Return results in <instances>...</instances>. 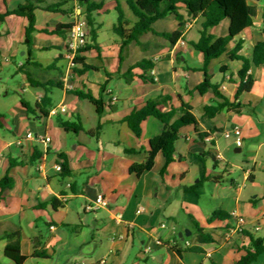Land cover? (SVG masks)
I'll return each mask as SVG.
<instances>
[{
  "label": "crops",
  "instance_id": "crops-1",
  "mask_svg": "<svg viewBox=\"0 0 264 264\" xmlns=\"http://www.w3.org/2000/svg\"><path fill=\"white\" fill-rule=\"evenodd\" d=\"M91 1L103 6L94 13L96 41L89 37L87 26L88 41L95 47L82 54L86 64L93 66L83 73L82 65L73 70L66 58L75 16L84 19L79 15L85 7L76 0H69L66 8L73 11L68 14L37 9L30 46L25 43L26 18L9 15L0 25V71L12 64L25 80L20 101L0 109V181L6 175L13 181L11 188L0 187V264H15L5 256L7 242L3 239L15 231L21 232L24 264H75L87 256L92 260L88 264H140L152 259L156 264H237L251 246V235L264 237V195L255 191L261 180L259 166L264 171V65H251L248 74L254 80L253 88L237 100L243 61L230 55L240 43L242 49L236 55L251 61L254 46L264 41V6L250 0L257 6L253 26L232 39L226 52L208 67L220 92L244 109L239 114L225 108L211 118L205 108L217 106L221 100L212 89L205 94L197 91L205 79L204 55L190 45L201 37V15L189 18L186 10H180L186 26L184 37L175 44L161 36L179 28L176 17L168 15L157 20L153 31L142 35L139 43L122 47L113 28L118 8L125 15L126 28L133 27L136 19L128 0ZM25 2L0 0V13L12 12ZM105 16L112 20L107 23ZM229 29L230 22L225 19L211 33L222 38L229 35ZM109 30L114 36L105 38ZM144 59L151 60L154 68L149 72L134 69L128 81L129 69ZM107 72L119 76L109 77ZM28 75L59 86L47 91L32 85ZM142 75L153 81H143ZM76 92L91 93L102 101L103 113L100 115L93 103ZM47 94L51 110L64 107L66 111L57 115L49 112L48 116L39 110L29 114L22 101L33 108ZM112 96L117 100L107 106ZM150 99L160 100L163 112L183 103L191 105L200 130L194 125L182 127L175 161L163 171L165 157L159 152L153 167L138 175L131 167L147 160L151 140L161 135L165 125L156 117H148L138 137L124 119ZM59 117L81 128L66 131L57 123ZM177 118L176 114L172 121ZM235 127L242 132L241 147L236 145ZM29 131L34 137L20 145ZM200 133L209 136L201 139ZM44 136L51 138L48 144L41 140ZM207 153L216 162L210 156L201 159ZM60 154L66 157L70 171L65 178L55 168L62 162ZM34 157L36 161H32ZM16 160L24 163L12 166L11 161ZM189 188L193 191H187ZM99 194L109 206L87 211L86 206ZM53 200L63 207L54 209ZM216 209L231 218L209 222ZM233 213L244 218L243 231L234 230ZM194 222L213 238L212 243L198 242ZM181 232L184 239L179 236ZM39 235L44 236L41 249L47 258L33 257V240ZM193 246L201 251L185 250L181 256L175 251ZM147 248L150 251L143 255ZM252 264H264V253Z\"/></svg>",
  "mask_w": 264,
  "mask_h": 264
},
{
  "label": "trees",
  "instance_id": "trees-1",
  "mask_svg": "<svg viewBox=\"0 0 264 264\" xmlns=\"http://www.w3.org/2000/svg\"><path fill=\"white\" fill-rule=\"evenodd\" d=\"M80 6L85 7V11L79 16H84L87 26L90 28L89 37L96 41L98 27L95 24L94 13L102 8V4H97L91 0H76ZM254 2H262L264 6V0H251ZM69 0H26L24 4L19 5L17 9L12 12L0 13V25L5 22V19L9 15H16L19 17L26 18L28 24L25 29V43L31 45V34L35 30L36 24V10L41 9L47 12H61L68 14L73 9L66 8ZM128 5L132 11L136 21L131 29H127L125 22V15L120 8H118L119 17L113 30L114 33L119 37L121 46L136 42L139 43L140 37L146 33L152 32L153 24L168 15H174L179 22V28L177 31L168 34H162L171 44H175L184 37V31L186 26V19L184 15L180 13L181 9L186 10L189 18H196L201 15L203 18L201 37L197 42H190V45L203 53L204 64L202 70L205 73L204 81L199 84L197 91L201 94H205L208 90L212 89L216 97L221 100L217 106H208L205 108L206 114L213 118L216 114L227 108L229 111L241 114L244 106L241 103H231L220 92V85L212 82V76L208 73V67L212 60L221 57L227 50L229 42L235 37L239 36L245 29L252 27L254 18L257 16V6L250 3V0H128ZM228 19L230 22L229 35L222 38H216L212 33L211 29L219 25L223 20ZM1 36V32H0ZM95 47L93 44L87 41L85 47H83L76 55L74 59L76 70L78 65H82L81 73L89 69H93V66L86 64V58L82 54ZM242 49V44H237L231 53V59H239L243 61V68L239 72V84L236 92V99L244 93H249L254 84V80L248 74L251 65L261 66L264 65V41L258 42L252 52L251 61L244 57L237 56L236 54ZM154 68V63L151 60L144 59L134 64L126 74L128 81L133 78L134 69H142L144 72H149ZM109 77L119 76V74H111L107 72ZM143 81H153L152 78L146 75L140 76ZM30 83L37 87H43L45 90H49L50 87H58V84L54 82L42 83L35 81L28 75ZM77 96L82 99H87L93 103L97 112L101 115L103 113L104 104L102 101L94 98L91 93L76 92ZM23 105L27 108L29 114H36V111H41L42 115L48 116L52 107L51 98L47 94L36 107L31 108L28 104L22 101ZM161 101L157 99L148 100L145 105L140 109H135L130 115H128L124 121L128 123L130 129L138 136H141V124L148 117H156L164 123V129L160 136L151 140V149L148 152L147 160L142 164H136L131 167V171L136 172L138 175L144 171L150 170L154 165V160L159 152H162L165 157V167L175 161L176 153V142L180 135V129L184 126L194 125L196 130L199 132V122L196 116L193 114V107L189 104H182L180 108L172 109L168 112H163L159 109ZM254 110L249 113H253ZM179 115L175 121H172L175 115ZM57 123L63 127L66 131H78L81 128L80 124L66 122L62 118L57 119ZM101 127L98 126L96 131L100 133ZM200 138L205 139L209 136L207 133H200ZM129 152L131 150H128ZM206 156H210L216 162V158L211 153L203 154L200 156L204 160ZM62 160V171L60 176L65 178L70 175L68 162L64 154H60ZM36 157L32 161H36ZM24 161H11V165H19ZM0 187L2 190L13 187L12 179L6 175L0 181ZM187 191H193L192 188ZM74 194L75 191L73 190ZM56 200L51 201L54 209L57 207H63V204ZM231 215L221 209H216L209 216L208 221L214 220H226L230 219ZM194 227L197 231V240L200 244H208L213 242V238L209 234H204L203 229L199 227L198 223L194 222ZM43 235H39L34 238V252L33 257L35 258H47L48 255L44 250L41 249L43 244ZM3 239L7 242L4 249L5 256L12 260L15 264H24L26 256L22 254L21 241L22 236L20 231L6 233ZM197 252L201 251L199 247H185L183 250L177 248L176 253L181 256L182 251ZM264 253V237H254L251 235V246L246 248V254L241 257L237 264H252L258 260L259 256Z\"/></svg>",
  "mask_w": 264,
  "mask_h": 264
},
{
  "label": "built area",
  "instance_id": "built-area-1",
  "mask_svg": "<svg viewBox=\"0 0 264 264\" xmlns=\"http://www.w3.org/2000/svg\"><path fill=\"white\" fill-rule=\"evenodd\" d=\"M75 19L73 25L70 28V32H69V36H68V42H67V52H66V58L69 60V67L71 69H73L75 67L74 64V59L77 55V53L83 48L85 47V45L87 44L88 41V33H87V23L84 19ZM184 44V43H183ZM117 98L112 96L109 100H107V102L105 103L107 106H111L112 104H114L116 102ZM59 111L61 112H65L66 109L64 107L61 108H53L50 111L51 115H57L59 113ZM233 133L236 136V145L241 147L243 145V139H242V132L241 129L239 127H235L233 129ZM34 137V134L32 131H29L25 137V139L19 141L18 143L20 145L23 144V142H25V140H29L32 139ZM45 144H48L51 141V138L48 136H44L41 139ZM227 167H230V165L228 163H226ZM56 171L61 173L62 171V165L57 164L56 165ZM109 206V202L108 200L105 198V196L103 194H99L97 195V197L86 206V210L87 211H93V210H97L100 208H107ZM142 210H139V212H141ZM234 216V218L236 219V226H235V231H243L244 226H245V220L243 217L237 215L236 213L232 214ZM259 230V227L256 228V231ZM150 251L149 248L145 249V251L143 252V255H147L148 252ZM101 263H105V260H102ZM75 264H86L85 262H76Z\"/></svg>",
  "mask_w": 264,
  "mask_h": 264
},
{
  "label": "rangeland",
  "instance_id": "rangeland-1",
  "mask_svg": "<svg viewBox=\"0 0 264 264\" xmlns=\"http://www.w3.org/2000/svg\"><path fill=\"white\" fill-rule=\"evenodd\" d=\"M259 6H263L262 2H257ZM125 8H127L125 6ZM126 12H129L128 9H126ZM114 14V13H113ZM112 14V16H113ZM106 22L109 23L112 18L105 16L104 17ZM114 36L112 30L109 31H105L104 33V37H108V36ZM24 78L23 75L20 71H18L17 66L14 65H9L8 67L4 68L3 70L0 71V109H4L5 107H9L10 105H14L16 102L20 101V99L23 97L22 94V89L24 86ZM4 113V112H2ZM233 155L234 154V150H232ZM231 152V153H232ZM225 158L226 159H230V154L225 153ZM262 167V166H261ZM259 166V171L261 172L260 174V184L258 185L259 188L256 193L260 194V195H264V171H261ZM234 172L241 174V172L238 171L237 168H233ZM256 195V194H253ZM263 233V232H262ZM97 257H100V255H97ZM92 260L90 259L89 256H87L85 258V262L86 264L90 263ZM106 261V260H105ZM110 261V260H109ZM82 262V261H80ZM140 264H156L153 259L150 260L149 262H141ZM210 264V263H209Z\"/></svg>",
  "mask_w": 264,
  "mask_h": 264
},
{
  "label": "water",
  "instance_id": "water-1",
  "mask_svg": "<svg viewBox=\"0 0 264 264\" xmlns=\"http://www.w3.org/2000/svg\"><path fill=\"white\" fill-rule=\"evenodd\" d=\"M191 234V232H186V235L187 236H189ZM179 236L182 238V239H184V234H183V232H181L180 234H179Z\"/></svg>",
  "mask_w": 264,
  "mask_h": 264
}]
</instances>
